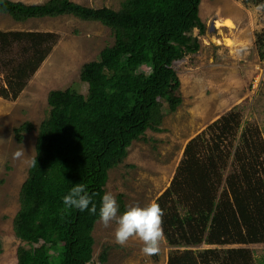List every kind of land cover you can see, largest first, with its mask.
I'll return each mask as SVG.
<instances>
[{
	"label": "trees",
	"instance_id": "obj_1",
	"mask_svg": "<svg viewBox=\"0 0 264 264\" xmlns=\"http://www.w3.org/2000/svg\"><path fill=\"white\" fill-rule=\"evenodd\" d=\"M199 4L200 0H123L112 9L70 0L42 4L0 0V13L15 22L69 15L101 23L114 39L97 60L82 66L79 80L87 84L86 94L70 86L47 95L48 110L35 142L37 163L29 166L12 222L19 240L17 264H95L93 231L100 220L109 171L124 161L133 142L145 140L146 130L161 131L162 104L169 111L180 105L181 83L173 63L200 48L193 36L195 29L200 34L205 31ZM49 39L48 33L0 30V51L16 42L29 45L19 62L0 66L1 98L15 100L22 92L47 56L48 51H40ZM238 125L233 116L222 117L190 139L170 186L157 199L164 213L163 236L171 248L166 264H221L217 250L199 249L213 244L205 235L208 223L229 220L248 209L264 212V178L258 170L245 167L241 154L257 144L263 148L257 130L240 136L234 153L239 168L225 177L220 193L221 181H214L225 169L217 164L220 144ZM32 128L23 124L16 131L17 139L21 130ZM77 183L94 194L95 215L63 204V197ZM117 203L122 214L126 209L121 196ZM96 261L105 263V249Z\"/></svg>",
	"mask_w": 264,
	"mask_h": 264
},
{
	"label": "rangeland",
	"instance_id": "obj_2",
	"mask_svg": "<svg viewBox=\"0 0 264 264\" xmlns=\"http://www.w3.org/2000/svg\"><path fill=\"white\" fill-rule=\"evenodd\" d=\"M12 1L42 4L48 0ZM70 1L89 8L118 9L123 0ZM199 17L205 25L203 34L193 31L199 50L173 63L181 83L180 105L169 111L162 104L161 131L146 130L145 140L133 142L124 161L109 171L106 192H112L116 200L121 196L125 209L132 204L157 203L170 186L189 140L222 117L233 116L239 125L220 144L222 152L217 164L225 169L220 180L214 179L221 181L219 193L225 177L239 168L234 153L240 136L244 131L249 135L250 129L258 131L263 148L258 144L253 149L246 148L241 152L242 161L247 169L258 170L259 177L264 178V0H200ZM226 20L230 26H224ZM216 21L223 23L216 26ZM0 30L50 34L40 51H48L47 56L22 92L15 100L0 97V264H17L19 240L12 222L19 209L21 186L35 156L38 127L48 110L47 95L70 86L86 94L87 84L79 80L82 66L97 60L100 51L112 46L114 39L110 29L101 23L69 15L15 22L0 13ZM27 49L29 45L22 41L0 51V66L19 62ZM25 123L33 128L21 130L18 140L16 131ZM23 147L25 155L14 158V153ZM116 226L115 221L108 227L100 220L96 222L95 264L103 249V264H166L171 248L164 236L159 251L146 255L141 251L142 241L136 237L124 246L117 244ZM205 235L213 244H202L199 249L217 250L221 264H264V212L248 209L229 220L209 222Z\"/></svg>",
	"mask_w": 264,
	"mask_h": 264
},
{
	"label": "clouds",
	"instance_id": "obj_3",
	"mask_svg": "<svg viewBox=\"0 0 264 264\" xmlns=\"http://www.w3.org/2000/svg\"><path fill=\"white\" fill-rule=\"evenodd\" d=\"M25 155L24 147L14 153V158H21ZM32 165L37 161L33 159ZM92 195L86 190L83 183L75 184L63 197V204L66 209L75 208L79 211H89L90 214L97 213V206L92 201ZM91 205V207H89ZM119 205L112 192H106L102 196L99 207L100 222L108 227L113 221L116 223L114 232L115 242L124 246L130 238L136 237L143 243L141 251L146 255H153L159 251V245L163 239V210L156 202H150L145 206L132 204L126 207L122 214H119Z\"/></svg>",
	"mask_w": 264,
	"mask_h": 264
},
{
	"label": "bare ground",
	"instance_id": "obj_4",
	"mask_svg": "<svg viewBox=\"0 0 264 264\" xmlns=\"http://www.w3.org/2000/svg\"><path fill=\"white\" fill-rule=\"evenodd\" d=\"M219 22H220V21H219ZM219 22L216 21V22H215V25L218 26V25H221V24L223 23V22H222V23L220 24ZM230 25H231V22H229V21H227V20L224 22V26H230ZM222 26H223V25H222ZM225 42H226V41H225ZM227 43H228V41H227Z\"/></svg>",
	"mask_w": 264,
	"mask_h": 264
},
{
	"label": "built area",
	"instance_id": "obj_5",
	"mask_svg": "<svg viewBox=\"0 0 264 264\" xmlns=\"http://www.w3.org/2000/svg\"><path fill=\"white\" fill-rule=\"evenodd\" d=\"M96 264H99V262H96Z\"/></svg>",
	"mask_w": 264,
	"mask_h": 264
}]
</instances>
